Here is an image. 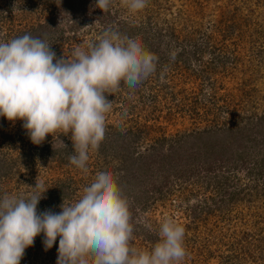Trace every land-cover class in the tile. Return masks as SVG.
<instances>
[{"label": "clouds", "instance_id": "1", "mask_svg": "<svg viewBox=\"0 0 264 264\" xmlns=\"http://www.w3.org/2000/svg\"><path fill=\"white\" fill-rule=\"evenodd\" d=\"M110 4L95 2L103 12ZM146 4L127 0L132 12ZM157 59L138 38L111 27L87 47L77 45L70 57L58 58L46 37L0 41V117L22 121L37 146L51 135L67 149L61 137H69V163L86 174L90 151L105 139L108 97L122 84L135 90L156 72ZM26 187V193L0 196V264H20L41 234L45 251L59 238L56 264H180L187 255L185 228L172 217L162 219L151 249L132 245L130 205L109 171L96 172L74 202L63 200L58 213L37 209L48 190L43 182Z\"/></svg>", "mask_w": 264, "mask_h": 264}, {"label": "trees", "instance_id": "2", "mask_svg": "<svg viewBox=\"0 0 264 264\" xmlns=\"http://www.w3.org/2000/svg\"><path fill=\"white\" fill-rule=\"evenodd\" d=\"M91 1H93V10H97L98 8L95 5L96 0ZM83 4L82 0H26V4L22 8L18 7L15 11L8 9L4 12V15L0 12V34L2 41H8L24 34H31L34 37L40 38L46 37L58 58L63 55L67 57L68 55L65 54L67 49L64 47L67 42L73 39L70 33L73 35L77 32V27L79 29L80 25L87 24V20L80 18L75 12ZM121 4L120 0H111L109 9L105 12L107 20L103 19V23L99 24L101 26L100 29L88 22V27H91L85 28L81 32L85 33L84 36L87 34L90 35V39L87 40L82 37L71 47L70 51H73L77 45L87 47L105 29L111 27L130 37L138 38L143 46L155 54L157 58L161 47L160 45L164 43L179 45L181 51L175 53L171 64L165 59L163 61L164 64L161 65L164 68H167L169 65L178 66V61L183 63V65L185 64L187 60L183 57L186 55L184 48L186 44L183 45V42L191 46L192 54L196 61L202 58L203 51L199 47L201 44L196 45L195 37H191V34L196 35L195 32L198 30L192 29L187 37L179 35L174 28V23L179 18L178 13H180V10L171 12V4L162 7L159 0H147L146 6L136 12L130 11L126 4V19H117L115 22L111 17V9L114 10L116 15H119L121 12ZM242 6L247 7L248 4L243 2ZM66 11H72L73 14L71 18L73 22L70 21L68 23L69 31L66 27L59 25L60 21L56 15L58 12L65 13ZM163 11H169L168 17L162 16ZM3 16L4 22L2 23ZM224 17L223 15L221 20L226 24ZM192 25L194 28L197 26L195 24ZM211 25L213 29L217 28L216 24L213 23ZM232 25L231 23H227V26L232 27ZM210 39V37L204 38L202 44L211 48ZM229 58L228 55L227 60ZM221 59L220 62H223L222 66H225L226 58L221 57ZM234 60H236L235 57ZM211 61H215L214 57ZM184 68L185 66H182L181 69ZM181 69H178L176 74L182 73ZM121 88L127 87L122 84ZM119 92L120 90L118 91V95L115 92V94L108 97L112 101V107L117 108L118 105L115 104L120 101L119 106L124 108L125 105L126 109L124 110L129 111L130 115H132L134 106L130 104L128 99H122V93ZM213 97H216L215 93H213L212 97L209 96L208 100L214 104ZM197 98L196 96L193 97L194 100H197ZM205 101L204 103L207 102ZM240 102L242 103L243 101ZM231 103L228 99L223 101L222 106L217 107L219 108V114L214 118V124L208 125L200 131H196L191 138V141L196 143L203 142L202 145H199L192 152V154L196 152V156L193 155L190 158L191 160L195 159L200 161L204 157V164L206 165V168L204 167L205 176H201L196 171L197 167L189 164V157L180 153L179 150L183 148L182 143L188 141L185 136H182L183 138L178 140L177 144L176 142L174 144L172 142L168 143V147L172 151V154L169 156L159 154L157 157L150 150L145 154L140 153L136 148V144H139L143 140L145 132L148 134L149 130L144 126L141 128V124L137 119H133V116L130 117V121H126V128H122L120 124L114 125L110 121H106L105 139L100 144L98 150L90 151L89 153L91 162L89 167L93 168L90 175L93 177L96 171H109L117 168V170L125 171L124 177L127 178V175H129V180L126 179L124 181V177L121 176L123 180L120 182L118 180L117 183L137 185L140 183L137 180L141 177L146 178L151 176L152 172L156 173L155 175L162 176V179H165L172 173L174 176L186 179V176L182 172L189 169L188 178L195 174L197 178L196 184L200 183L202 178L206 179L204 186L206 190L210 189L211 192L205 195L202 201L193 207V209L188 205L185 206L187 209L184 208V210L192 215L191 220L194 222L188 223L185 226L188 229L191 224H194L196 227H203L206 231L205 233H208V236L219 234L217 237L219 241L217 242L226 245L230 251V254L224 257L223 264H264V247L261 245V242H264V220L262 217L264 213V113L258 116L255 114L245 115L242 118L243 125L240 126L231 120H233L232 116L240 110L241 103L236 105L238 106L237 108H234V105L232 106ZM214 105L217 106V103ZM126 116L127 113L124 111L122 117ZM221 118L222 123H218V120ZM17 131V133L15 132L13 134H3V129L0 131L2 137L0 144V187L3 183L4 189L10 180H14L15 188L19 191L23 190L26 193L30 190L26 186L34 187L38 179L39 182H43L48 188L44 193L45 198L37 205L38 211L51 209L58 213L61 210L59 206L63 200L67 203L73 201V196L78 187L77 181L71 178V176L65 179L61 176L63 174L60 173L68 168L76 170L69 163V156L72 154V142L69 137L62 136L61 139L67 145V149L59 147L57 139H54L58 143L56 147H51L47 143L39 146L33 144L32 146L25 130L22 128ZM258 134H262V136L259 138ZM217 136H221L220 139ZM45 139L53 140V137L49 135ZM162 140L163 142L167 141L166 137H162ZM151 150H155V146H152ZM150 155L154 156V158H150ZM214 156H218L223 165L216 166L217 168H211L212 162L210 158ZM16 158L18 161H16ZM117 158L121 160V165L111 166V162ZM226 163L229 164V167ZM105 166L108 169H105ZM235 170H243L245 172L243 175H240L237 172L234 173ZM19 173L21 174L19 175ZM59 173L60 175H58ZM242 177H246L247 179L245 180ZM3 189L0 191V196H3V193L6 191V189ZM155 191L162 198L167 196V194H161L162 189L160 186H157ZM241 202L247 205L245 206V209L247 211L249 210L247 215L252 217V226L255 228L257 234L250 233L251 235H249L246 232L239 235V232H232L229 236L230 238L224 241L226 233L223 231L222 225H220L221 221L216 220V223L210 222L208 221L209 215L218 213L223 219L227 214L229 215V212L233 210L235 204ZM225 223L224 221L223 224ZM246 223L247 221L240 222V227H246ZM209 226H211L210 229ZM146 238L152 240L151 237ZM42 240V234L35 238L33 246L25 250V255L22 258L23 261H29L30 264H37L40 259L45 264L52 257L53 260H56L59 238H57L53 247L47 251L44 250ZM205 248L207 249V246Z\"/></svg>", "mask_w": 264, "mask_h": 264}, {"label": "rangeland", "instance_id": "3", "mask_svg": "<svg viewBox=\"0 0 264 264\" xmlns=\"http://www.w3.org/2000/svg\"><path fill=\"white\" fill-rule=\"evenodd\" d=\"M82 1L84 4L75 12L80 18L86 19L87 24L80 25L79 29L77 27V32L73 35L68 32L73 39L65 44L64 48L67 49L65 52L68 55L67 57L71 56V47L82 37L83 39H90V35L84 36L85 33L81 32L85 29V26L88 27V22L100 29L101 26L99 24L103 23V19L107 20L106 11L93 10V1ZM120 2L122 4L119 15H116L114 10L111 9V17L115 22L117 19H126L127 17L125 12L127 0H120ZM159 2L162 7L171 4V12L180 10V13H178L179 18L174 23V28L179 35L188 37V33H191L192 29L199 31L195 30L196 35L192 33L191 37H195L196 45L201 44L199 47L203 51L202 58L196 61L192 54L191 46L183 42V45L186 44V47H184L186 55L183 57L187 60L185 64L183 65V63L178 61V66L169 65L164 68V66H161L164 64L163 61L167 59L168 63L171 64L175 53L181 51V47L179 45L176 46L174 43L160 45L161 47L157 54L158 64L156 72L143 81L135 90L120 88L121 98L124 100L128 99L130 104L134 106L133 114L130 115L129 111L124 110L126 109L125 105L124 108L120 107V101H118L115 104L118 107H112L111 112L107 114V120L114 125L120 124L122 128H126V121H130V117L133 116V119H137L141 124V128L144 126L149 130L148 134L145 132L143 140L136 144L137 150L143 154L148 153L150 150L157 157L159 154L171 155L172 151L168 147V143L172 142L174 144L176 142L177 144L178 140L185 136L188 141L182 143L183 148L179 151L190 158L193 155L196 156V152L192 154L194 149L203 144L202 141L200 143L191 141L193 134L208 125L214 124V118L219 114V108L217 107L222 106L223 101L230 100L234 108H237L238 106L236 105L243 101L241 107H239L240 110L232 116L233 120H231L240 126L243 125L242 118L245 115L255 114L258 116L264 113V0H250L249 3L248 0H159ZM243 2L247 3L248 6H242ZM25 4L26 0H0V12L4 15V12L8 9L15 11L16 8H22ZM162 13L163 17H168L169 11H163ZM95 14L97 15L95 16ZM56 15L60 21L59 25L66 27L68 30V23L73 15L72 11L58 12ZM223 15L225 16L226 24L221 20ZM213 23L216 24V29L212 28L211 24ZM227 23L233 24L232 27L227 26ZM192 24L197 26L194 28ZM206 37L211 38V48L202 44L203 39ZM0 41H2L1 34ZM228 55L230 58L227 60ZM213 57L214 62L211 61ZM221 57H225L227 60L225 66H222L223 62H220L222 60ZM234 57L236 60H234ZM182 66H185V70L181 69ZM178 69H181L182 73L176 74ZM116 93L118 95V91ZM213 93H215L216 97L212 99H214V104L217 103V106L208 100V97H212ZM195 96L198 97L197 100L193 99ZM216 99L218 100L216 101ZM204 100L207 102L205 101L206 103H204ZM124 111L127 113L126 117H122ZM22 123L19 120L14 123L9 122L6 118L0 117V131L3 129V134L17 133L18 129L23 128ZM218 123H222V118L218 120ZM261 136L262 134H258L259 138ZM162 137H166L167 141L163 142ZM220 137L217 136L218 139ZM1 139L0 135V144ZM218 139L216 140L218 141ZM43 143H47L51 147L58 145L55 140L51 139H45ZM152 146H155L153 151L151 150ZM161 147H163L162 150ZM261 148L263 147L261 146ZM149 157L154 158L151 155ZM210 160L212 162L211 168L223 165L218 156H214ZM16 161H18L17 158ZM120 162L121 160L117 158L111 162V166L121 165ZM204 162V157L200 161L189 159V164L197 167L196 171L201 176H205L206 165ZM90 165L89 159L88 172L86 174L78 169L73 170L71 168L60 172L65 179L71 176L77 181L78 187L71 202L78 198V192L81 188L91 181L92 175L90 173L93 168L89 167ZM226 165L229 167L228 163ZM156 167L158 166L156 165ZM224 168L226 169V167ZM105 169H108V167L105 166ZM109 172L113 174L116 181L119 180L118 182L123 180L121 176L124 177L125 175V171L117 170V168L109 170ZM188 172L189 169L182 172L186 179L174 176L173 173L162 179V176L155 175L156 173L152 172L151 176H148L149 178L141 177L137 180L140 182H137V185L118 183L122 193L128 199L129 210L132 214L134 232L131 243L137 248L151 249L158 239L157 232L162 219L164 217H172L185 228L184 247L187 255L180 264H223L224 257L229 255L230 251L226 245L217 242L219 241L217 238L219 234L208 236L203 227H196L191 224L188 229L185 226L188 223H194L191 220L192 215L184 210L185 206L188 205L193 209L202 201L205 195L211 192L210 189H208L209 191L206 190L204 186L206 179L202 178V181L196 184V175L189 176L191 178L189 180ZM236 172L243 175L245 171L235 170L234 173ZM212 174L214 173L212 172ZM242 178L247 179L246 177ZM126 179L129 180V175H127V178L124 177V181ZM157 186L161 187L162 195L167 194L166 197L162 198L157 194L155 191ZM3 187L2 183L0 191H2ZM5 189L6 191L3 195L25 193L23 190L19 191L15 188L14 180H10L3 190ZM245 206L247 205L243 202L235 204L229 215L227 214L223 218L226 220H223L218 213L209 215L208 221L214 223H216V220L221 221L220 225H222L223 231L226 233L224 241L230 238L229 236L232 232H239V235L246 232L249 235H251L250 233L257 234L252 226V217L247 215L249 210L247 211ZM241 211L243 212L242 214ZM262 217L264 220V213ZM224 221L226 222L225 224H223ZM244 221H247L246 227H240V222ZM146 224L151 225V230L145 226ZM210 228L211 226H209ZM234 229L237 231H234ZM146 237H151L152 240ZM261 245L264 247V242H261ZM206 246L207 249L205 248ZM55 259L57 260V257ZM56 260H53L52 257L45 264H56ZM20 264L30 263L29 261L21 260ZM37 264L44 263L39 259Z\"/></svg>", "mask_w": 264, "mask_h": 264}]
</instances>
